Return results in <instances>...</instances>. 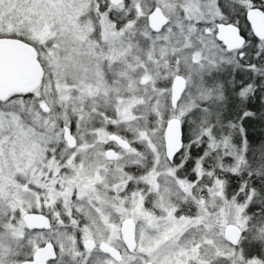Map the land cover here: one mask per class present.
<instances>
[{
	"label": "snow or ice",
	"instance_id": "6c2138e0",
	"mask_svg": "<svg viewBox=\"0 0 264 264\" xmlns=\"http://www.w3.org/2000/svg\"><path fill=\"white\" fill-rule=\"evenodd\" d=\"M0 264H264V0H0Z\"/></svg>",
	"mask_w": 264,
	"mask_h": 264
}]
</instances>
